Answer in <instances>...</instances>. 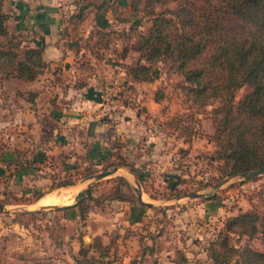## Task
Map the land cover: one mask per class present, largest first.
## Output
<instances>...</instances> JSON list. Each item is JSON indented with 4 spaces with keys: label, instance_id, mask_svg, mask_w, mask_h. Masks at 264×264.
Here are the masks:
<instances>
[{
    "label": "rangeland",
    "instance_id": "rangeland-1",
    "mask_svg": "<svg viewBox=\"0 0 264 264\" xmlns=\"http://www.w3.org/2000/svg\"><path fill=\"white\" fill-rule=\"evenodd\" d=\"M11 1H2L8 32L20 35V45L43 41L45 48V34L37 25H26L31 22V8L17 14ZM79 1L59 0L57 30L51 31V39L61 43L63 56L69 53L73 61L46 64L36 80L28 83L0 72V149L5 145L15 153V163L8 169L9 155H0V202L4 203L0 261L75 264L79 244H89L98 235L107 247L98 264H174L177 249L186 264H211L205 248L223 218L252 207L264 217V174L243 180L220 176L217 168L222 160L211 138V109L218 101L193 103L167 60L151 65L150 81L127 77L124 67L138 60L137 52L128 47L149 23L141 11L132 14L129 0H114L74 22L69 15ZM236 25L231 21L226 28ZM62 66L68 68L60 72L65 79L54 84L48 71ZM72 81L82 86L75 89V96L83 97L91 87L98 101L73 103V92L66 90ZM27 88L37 90L33 102L18 94ZM50 91L57 92L53 96ZM246 91L245 86L236 89L235 99ZM59 95L64 102L57 101ZM48 101L47 108L54 111L51 117L46 115ZM63 114L68 118L61 120ZM102 146L112 160L119 155L136 167L138 179L124 165L95 181L81 177L113 167L103 168V163L90 159L101 155ZM39 152L44 154L41 159L26 162ZM115 175L124 176L132 186L137 181L141 199L149 204L88 201L82 216L55 209L74 202L77 192L91 183L93 194L105 195ZM67 179L72 183L53 187ZM172 181L177 182L175 188L170 187ZM178 190L184 194L176 197ZM232 242L263 249L260 233L250 238L232 235Z\"/></svg>",
    "mask_w": 264,
    "mask_h": 264
},
{
    "label": "trees",
    "instance_id": "trees-1",
    "mask_svg": "<svg viewBox=\"0 0 264 264\" xmlns=\"http://www.w3.org/2000/svg\"><path fill=\"white\" fill-rule=\"evenodd\" d=\"M2 1L0 72L5 70L16 81H32L45 65L43 46L20 45V35L8 32V15L2 10ZM111 1L114 0H80L74 3L75 11L69 18L79 22L92 9H100ZM173 2L175 6H168ZM129 9L132 14L141 11L149 23L128 47L137 52L138 60L124 67L127 77L134 81H150L153 78L151 65L167 60L173 71L181 76V87L193 103L204 105L212 99L218 101L211 109V138L217 146V157L222 160L217 168L220 176L264 168V0H129ZM231 21L237 25L227 29L226 25ZM126 50H122L121 56ZM241 86L247 87V91L235 99L234 93ZM18 94L24 95L22 98L27 102H33L37 90L27 88ZM5 154L9 155L5 160L8 169L9 164L15 163L14 149L4 145L0 155ZM42 156L44 154L39 152L26 162H34ZM111 157L108 149L102 146L101 155L90 159L97 164L103 163V168L127 166L138 179L136 167L124 162L119 155H116L117 160ZM94 172L88 171L80 176L89 177ZM112 180L113 184L105 195L93 194L94 183H91L77 192L74 202L55 209L82 216L88 201L100 204L107 199L145 206L124 176L115 175ZM71 183L69 179L62 180L53 187ZM176 184L172 181L170 187L175 188ZM180 194L184 193L178 190L174 196ZM256 233H260L262 250L247 243L235 245L232 242V235L250 238ZM106 251L107 247L95 235L91 243L79 244L75 264H98ZM205 253L211 264H228L230 261L234 264H264V217L253 207L227 215L208 241ZM175 254L174 264L187 263L181 250L177 249ZM0 264L3 263L0 261ZM9 264L52 262L36 259L31 263Z\"/></svg>",
    "mask_w": 264,
    "mask_h": 264
},
{
    "label": "crops",
    "instance_id": "crops-1",
    "mask_svg": "<svg viewBox=\"0 0 264 264\" xmlns=\"http://www.w3.org/2000/svg\"><path fill=\"white\" fill-rule=\"evenodd\" d=\"M12 6H13V9L15 11H17L16 13L17 14H26V12L29 10V8H31V11L30 13L31 14V22L26 24L28 27L31 26V24H33L34 26L37 25L39 27V30H41L42 33L45 34V48H44V45H43V41L39 44V45H42L43 46V54H42V57H43V60L45 61V66L46 64H53V65H57L58 62H62L64 63L63 65H65L66 63L65 62H70V61H73L72 58H73V55L71 54H67L65 56H63V51H62V47H61V43L59 40L56 39H51V31L53 30H57L56 26H58V22L59 20H57L56 18V12H57V8L58 5H59V0H12ZM92 11H95V9H92L91 11H89V13H91ZM12 13H14L12 11ZM21 21H23V18L22 19H19ZM43 34V35H44ZM43 35L40 34V37L42 38ZM55 41H57V43H55ZM44 49H45V56H44ZM45 58V59H44ZM64 66L61 67V69H50L48 71V74L50 77H52L53 79V83H58L60 81H64V77H63V74L64 73H61L62 72L61 70H65L67 71L68 68H63ZM63 68V69H62ZM91 74V73H90ZM58 76L60 77L61 80H59ZM36 80V79H35ZM55 81H58V82H55ZM28 82H31V81H27V82H22V83H28ZM69 84V87H66V90H70L71 93H72V101L73 103H80V101H83L85 102V104H88L91 105L92 102H96L98 101V98L96 96L97 92L96 91H93L94 89H92L91 87H88L87 90H86V93L82 96L81 93H79V96H75V92H77L75 89L77 88H81L82 86H78V84L74 85L73 81L72 83H68ZM51 89H54L56 90L55 86H51L50 87ZM53 92H57V91H50L49 93H52L53 95ZM49 95H47L48 97ZM54 96V95H53ZM57 101L58 102H64L63 101V98L62 96H57ZM49 101L47 103H45V108L48 107V104ZM47 114L48 117H51L53 116V109L51 108H47ZM62 115V113H60V116ZM68 118L65 114H63V116L61 117V120H64Z\"/></svg>",
    "mask_w": 264,
    "mask_h": 264
},
{
    "label": "water",
    "instance_id": "water-1",
    "mask_svg": "<svg viewBox=\"0 0 264 264\" xmlns=\"http://www.w3.org/2000/svg\"><path fill=\"white\" fill-rule=\"evenodd\" d=\"M116 169V166L111 167L110 169H101L100 171L90 175L89 177L92 178L93 181L98 180L100 178H102L103 176H106L107 174L112 173L114 170ZM259 174H264V168H258V169H250V170H246V171H241L233 176H237L240 179H249L252 177H256ZM228 179V177L223 178L222 180L219 181V183H222L224 181H226ZM133 191L135 192V195L137 197V199L143 203L148 205L149 202H145L141 199V191L139 189L138 183L137 181H135V185L132 186ZM189 196H195L196 193H190L188 194ZM50 206V205H49ZM62 206V205H60ZM57 207V206H56ZM4 209V203L0 202V210Z\"/></svg>",
    "mask_w": 264,
    "mask_h": 264
},
{
    "label": "bare ground",
    "instance_id": "bare-ground-1",
    "mask_svg": "<svg viewBox=\"0 0 264 264\" xmlns=\"http://www.w3.org/2000/svg\"><path fill=\"white\" fill-rule=\"evenodd\" d=\"M45 199H46V198H45ZM47 199H48V198H47ZM47 199H46V200H47ZM43 201H44V200H43Z\"/></svg>",
    "mask_w": 264,
    "mask_h": 264
}]
</instances>
